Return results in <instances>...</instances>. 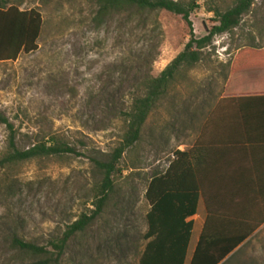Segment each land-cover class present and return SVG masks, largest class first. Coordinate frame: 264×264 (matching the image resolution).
<instances>
[{
  "label": "rangeland",
  "instance_id": "obj_1",
  "mask_svg": "<svg viewBox=\"0 0 264 264\" xmlns=\"http://www.w3.org/2000/svg\"><path fill=\"white\" fill-rule=\"evenodd\" d=\"M194 1L188 18L198 38L214 24L207 8L230 0ZM7 3L34 9L41 24L34 50L0 61V114L20 147L55 134L72 149L22 164L11 191L0 189V264H31L27 255L8 247L9 232L48 247V240L80 214L90 215L101 178L95 160L105 159L118 144L121 114L135 86L182 50L188 29L166 11L157 12L156 24L154 14L145 12L97 19L94 0ZM263 42L264 0H252L239 25L213 36L202 59L149 111L139 138L121 154L120 174H112L100 211L69 237L57 264H137L145 243L143 194L150 175L164 170L175 150L210 140L211 128L224 120L230 105L225 93L250 76L243 68L231 71L235 55ZM5 136L0 124V148ZM255 228L223 264H264V225Z\"/></svg>",
  "mask_w": 264,
  "mask_h": 264
},
{
  "label": "trees",
  "instance_id": "obj_2",
  "mask_svg": "<svg viewBox=\"0 0 264 264\" xmlns=\"http://www.w3.org/2000/svg\"><path fill=\"white\" fill-rule=\"evenodd\" d=\"M95 18L126 12L154 14L166 11L178 15L187 26V40L178 52L156 76L143 77L133 89L129 104L122 116V135L118 144L112 148L105 159L95 160L101 174L96 185L91 204L94 209L90 215L80 214L77 219L66 225L61 235L50 238L46 246H38L18 237L13 231L7 236L10 249L25 254L31 264H57L66 241L80 232L100 211L107 193L112 188V174L121 169L118 166L122 152L131 148L137 141L140 128L149 111L166 92L191 70L201 59L202 49L210 44L213 36L231 33L240 23L241 16L249 11L252 0H230L223 7H208L212 12L214 24L204 35L195 38L189 21V13L196 7L194 0H94ZM40 16L34 9L20 10L7 0H0V61L13 60L19 52H30L36 48L35 40L40 29ZM246 47V46H243ZM252 47V46H248ZM247 48L239 50L231 63V71L261 63L259 56L248 54ZM264 58V56H263ZM241 59V65L236 60ZM241 66V67H240ZM247 100H261L262 97H248ZM0 124L6 131L4 144L0 148V189L11 191L22 164L30 160L38 163L51 160L72 149L58 135L51 134L45 140L39 139L20 147L16 133L6 118L0 114ZM206 147L197 152L205 153ZM208 149H206V152ZM194 147L175 150L172 159L158 173H152L144 189L148 209L144 214L146 229L142 234L144 246L137 264H183L185 248L189 238L191 222L185 220L195 210L199 184L198 167L200 159H193ZM117 165V166H116ZM134 168V167H130ZM254 225H219L212 227L204 222L188 264H217L233 248L238 246L253 230Z\"/></svg>",
  "mask_w": 264,
  "mask_h": 264
},
{
  "label": "crops",
  "instance_id": "obj_3",
  "mask_svg": "<svg viewBox=\"0 0 264 264\" xmlns=\"http://www.w3.org/2000/svg\"><path fill=\"white\" fill-rule=\"evenodd\" d=\"M246 48L261 63L242 69L250 76L239 84L236 81L225 93L230 105L224 120L211 128L207 143L194 144L193 159L201 158L194 164L201 186L194 213L185 218L191 228L183 264L187 258L188 264L205 221L212 227L264 225V101L247 100L264 96V42ZM199 147L208 151L198 155ZM234 250L217 264L227 261Z\"/></svg>",
  "mask_w": 264,
  "mask_h": 264
}]
</instances>
